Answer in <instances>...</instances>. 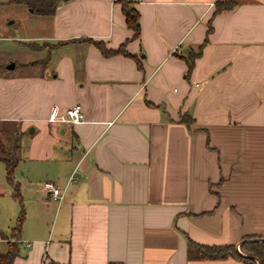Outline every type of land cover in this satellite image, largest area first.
<instances>
[{
  "label": "crops",
  "instance_id": "obj_1",
  "mask_svg": "<svg viewBox=\"0 0 264 264\" xmlns=\"http://www.w3.org/2000/svg\"><path fill=\"white\" fill-rule=\"evenodd\" d=\"M131 1L138 39L118 0L61 1L38 34L13 39L45 58L0 65V135L28 143L20 205L2 207L0 188V254L25 216L13 264H243L191 260L188 240L240 252L264 237V0L215 16L218 0ZM87 39L126 44L139 64ZM76 104L83 122L48 121Z\"/></svg>",
  "mask_w": 264,
  "mask_h": 264
},
{
  "label": "trees",
  "instance_id": "obj_2",
  "mask_svg": "<svg viewBox=\"0 0 264 264\" xmlns=\"http://www.w3.org/2000/svg\"><path fill=\"white\" fill-rule=\"evenodd\" d=\"M18 4L27 6L30 10H32L35 14L40 16H52L55 14L57 7L61 0H4L1 1L0 4ZM118 3L121 5L122 12L125 16L126 27L128 30L133 32V39H138L141 33L140 27V13L134 5V2L131 0H118ZM234 0H218L215 3V11L214 16L220 12L230 10L234 6ZM212 31V27L209 28L208 34ZM87 42L95 45L100 52L106 56H114L117 54L133 57L137 60L139 64V60L136 56L131 55L126 50V44L121 45L118 49L108 48L103 41H95L92 39H87ZM126 42H129L127 40ZM30 49L36 50L37 46L32 43H27ZM63 43L58 44L61 46ZM38 62H34L25 66H33ZM45 63V62H44ZM140 67V65H139ZM193 67V62H189V70ZM153 105L151 103H148ZM180 122L187 124L188 126L193 122L192 118L187 114L182 115ZM0 148L2 151L1 160L4 161L6 165V174L7 180L10 185L14 189V197L21 200L20 188L16 183L14 174L18 164V158L16 156L17 146L14 147L12 152H8L3 144L0 141ZM25 216L22 211L20 216L17 219L16 225L12 229V236L16 240L14 242H9L8 251L6 253L0 254V264H13L14 260L17 256H19V237L21 235L22 226L24 222ZM240 253L235 245H226V246H218V247H210V246H202L191 240H188V258L191 260H210V259H226L233 258L236 259L243 264H264V237H244L239 244ZM110 264H120V263H110Z\"/></svg>",
  "mask_w": 264,
  "mask_h": 264
},
{
  "label": "rangeland",
  "instance_id": "obj_3",
  "mask_svg": "<svg viewBox=\"0 0 264 264\" xmlns=\"http://www.w3.org/2000/svg\"><path fill=\"white\" fill-rule=\"evenodd\" d=\"M1 1L4 0H0V2ZM50 21V17L37 15L27 6L7 4L6 2H4V4H0V38L4 37V39H0V65L2 64L1 68L3 69L6 66L9 67L13 64V61H19L20 63L32 62L40 60L43 57L45 58L46 52H36L24 47H20L18 46L17 42H13V39L29 38L33 35H36L41 31L42 23H46L48 26ZM41 62L44 64L45 60H42ZM30 70L36 72L35 68H29L25 72H31ZM4 71L5 73L9 72L8 69ZM0 141L8 152H12L14 150V147L17 146V148L19 149L17 155L22 154V152L26 150V147H28V143L25 138H20L15 135L10 136L9 138H4L2 135H0ZM0 157H2L1 148ZM16 175L18 176V173H16ZM0 188H5L9 193L7 194V196L9 197V203L6 204L2 202V207L6 208L7 210H11L10 208H12L13 205H20L18 199H16L12 195V193H14V189L7 180L6 165L1 159ZM3 196L6 198V194ZM4 197H2V199H4Z\"/></svg>",
  "mask_w": 264,
  "mask_h": 264
},
{
  "label": "built area",
  "instance_id": "obj_4",
  "mask_svg": "<svg viewBox=\"0 0 264 264\" xmlns=\"http://www.w3.org/2000/svg\"><path fill=\"white\" fill-rule=\"evenodd\" d=\"M85 120V115L80 104L73 105L64 110L57 106H53L48 121L51 123H71L77 124ZM44 189L49 191L52 198L61 201L64 197L63 191L54 186L51 182H44Z\"/></svg>",
  "mask_w": 264,
  "mask_h": 264
},
{
  "label": "water",
  "instance_id": "obj_5",
  "mask_svg": "<svg viewBox=\"0 0 264 264\" xmlns=\"http://www.w3.org/2000/svg\"><path fill=\"white\" fill-rule=\"evenodd\" d=\"M61 1H63V2H68V1H70V0H61ZM32 11V10H31ZM14 67H15V65H14V63L12 64V65H10L9 67H7L8 69H14Z\"/></svg>",
  "mask_w": 264,
  "mask_h": 264
}]
</instances>
